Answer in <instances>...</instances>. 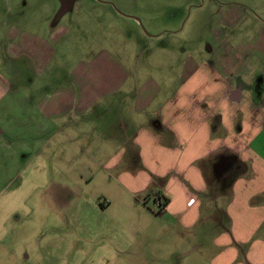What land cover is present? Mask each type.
I'll list each match as a JSON object with an SVG mask.
<instances>
[{"label": "rangeland", "instance_id": "obj_1", "mask_svg": "<svg viewBox=\"0 0 264 264\" xmlns=\"http://www.w3.org/2000/svg\"><path fill=\"white\" fill-rule=\"evenodd\" d=\"M219 1L0 0V75L12 85L0 99V264H184L187 256L192 261L193 255L206 254L207 262L219 251L209 240L216 230L211 224L178 227L189 240L173 243L166 226L158 225L164 205L146 193H119L114 189L119 171H102L104 161L92 160L96 146L111 138L106 131L119 123L116 113L123 102L117 97L110 106L92 108L88 119L48 120L35 107L43 93L72 90L70 77L84 71L82 63L92 67L90 58L111 62L95 66L100 75L112 77L119 69L128 75L122 91L136 90L142 77H162L166 72L153 67L155 48L202 53L220 26L214 14ZM257 1L241 2L254 6L249 10L264 23V0L258 6ZM43 22L46 31L39 27ZM238 25L236 35L246 31L242 38L254 41V26L245 27L244 20ZM49 28L58 29L60 37L52 65L40 70L15 45L28 41L27 32L49 41ZM157 28L166 31L153 38ZM11 43L13 55L6 49ZM172 72L178 74L175 66ZM91 88L96 90V83ZM89 121L99 128L73 138L76 129L71 128ZM90 135L99 142L89 144ZM110 141L116 143L105 149L112 154L129 147L121 145L123 140ZM103 198L109 206L100 209L97 202Z\"/></svg>", "mask_w": 264, "mask_h": 264}, {"label": "crops", "instance_id": "obj_2", "mask_svg": "<svg viewBox=\"0 0 264 264\" xmlns=\"http://www.w3.org/2000/svg\"><path fill=\"white\" fill-rule=\"evenodd\" d=\"M241 1L217 2L214 14L220 26L214 27L202 53L157 46L153 67L166 72L162 77H142L136 90L122 91L128 75L122 69L112 77L100 75L95 66L111 62L90 58L92 67L82 63L84 71L70 77L72 90L43 93L35 105L39 117L59 121L88 119V112L114 104L109 101L115 97L123 102L116 113L118 125L106 133L109 140H123L121 145L129 147L112 154L105 146L116 142L103 140V147L96 146L91 158L104 161L99 166L102 171H119L114 180L119 193L163 199L158 225L166 226L173 243L189 240L178 227L211 224L216 229L209 240L219 251L208 255L207 262L206 254H195L192 261L187 256L184 264H264V23L249 10L254 6ZM242 20L245 27L252 24L257 31L254 41L242 38L246 31L236 35ZM39 27L47 30L45 22ZM160 28L153 30V38L166 31ZM49 31V41L27 32L28 41L15 45L40 70L50 67L56 55L54 43L60 35L58 29ZM6 49L12 54L13 44ZM95 83L97 89L88 90ZM110 83L114 86L108 88ZM11 89L0 75V99ZM98 128L89 121L71 130L76 129L75 138L83 134L81 130ZM126 156L129 168L124 165ZM97 206L105 209L109 202L99 199Z\"/></svg>", "mask_w": 264, "mask_h": 264}, {"label": "built area", "instance_id": "obj_3", "mask_svg": "<svg viewBox=\"0 0 264 264\" xmlns=\"http://www.w3.org/2000/svg\"><path fill=\"white\" fill-rule=\"evenodd\" d=\"M157 204L162 205V203H161L160 201H158ZM162 206H163V205H162Z\"/></svg>", "mask_w": 264, "mask_h": 264}, {"label": "trees", "instance_id": "obj_4", "mask_svg": "<svg viewBox=\"0 0 264 264\" xmlns=\"http://www.w3.org/2000/svg\"><path fill=\"white\" fill-rule=\"evenodd\" d=\"M162 203V205H165V203H163L164 201H160Z\"/></svg>", "mask_w": 264, "mask_h": 264}]
</instances>
